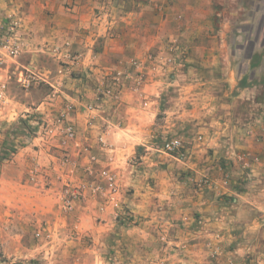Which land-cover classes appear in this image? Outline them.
Instances as JSON below:
<instances>
[{
    "label": "crops",
    "instance_id": "crops-1",
    "mask_svg": "<svg viewBox=\"0 0 264 264\" xmlns=\"http://www.w3.org/2000/svg\"><path fill=\"white\" fill-rule=\"evenodd\" d=\"M212 1L0 0L1 20L17 14L26 42L0 71V81L8 78L10 88L28 70L35 73L32 79H44L50 70L37 65L38 59L52 57L62 65L55 71L54 86L62 96L54 109H63L61 100L74 103L69 120L77 129L76 142L67 147L76 163L71 175L59 162L61 149L39 146V137L4 159L0 264H99L93 258L121 264L108 263L115 256L111 249H121L115 206L88 187L98 180L103 184L104 168L117 175L123 207L140 223L139 239L148 238L150 264H159L163 253L166 264H188L195 255L200 261L201 238L217 234L227 221L241 240L232 257L239 264H264V11L240 24L230 15L215 22ZM239 28L252 43L240 65L234 63L232 37ZM152 58L177 65L172 80L157 67L153 71ZM132 60L151 73L141 89L145 99L127 82L119 99L108 98L103 81L109 73L128 70ZM8 99L0 109L5 121L20 109L40 108L16 100L10 90ZM88 105L96 108L90 111ZM9 137L0 136V149ZM169 137L184 141L188 159L158 149ZM239 152L251 155L248 174ZM224 172L231 178L228 185L222 183ZM205 176L213 183L196 187ZM66 177L72 186L87 184L70 212L59 196Z\"/></svg>",
    "mask_w": 264,
    "mask_h": 264
},
{
    "label": "rangeland",
    "instance_id": "rangeland-1",
    "mask_svg": "<svg viewBox=\"0 0 264 264\" xmlns=\"http://www.w3.org/2000/svg\"><path fill=\"white\" fill-rule=\"evenodd\" d=\"M212 2L215 12L214 13L215 22L222 21L224 17L230 15L231 19L234 18L233 20L236 24L238 23L240 24L243 20L246 19V17L257 16L258 18L261 14V11H264V0H213ZM6 16L7 15H5V17ZM263 29H264V25L262 30ZM246 36H247L246 30H244V28L243 29L239 28L232 35V37L234 38L233 47L236 52V58H235L236 62L234 63H238V65L242 63L244 64L243 58L251 53L252 43L251 42L248 43L246 41ZM261 42H263V40H260L258 43ZM51 58L49 56L47 57L45 56V57H40L38 59L37 65H39L41 68L44 69L46 68L50 70V72H48V75L44 77V79L43 78L41 79V77L33 78L32 79L33 81L31 80L32 82H30L29 86L24 88L21 85L23 82L19 81L20 78L22 80L21 77L22 75L19 74L18 79H13L12 82L10 83V88L8 87V92H7L8 95L10 90L12 96H14L16 100L23 101L32 108H35L36 105H39L38 107L40 108L35 109L33 111L29 110V112L31 111L30 113H27L24 110L20 109L18 110L17 114H15L13 117L10 118L9 121H5V119H0V136L3 137L4 134H6L7 136L10 135V137L6 141H4V143H6V146L3 144L4 145L3 149L2 148L0 149V167H2L1 165L5 158L13 157L15 154L12 155V153H17V151H20L21 147L25 145H30L33 142V139L35 137H38L39 135L38 132L42 133L44 131L45 123L49 122L51 124V122L68 106H72L73 108L72 112L76 108V105L74 103L65 99V101L61 100V103L63 104L62 110L56 111L54 109L55 103L58 100V96H62V92L59 91V88L54 86L55 85L54 77L56 73L55 71L58 69V67H62V65L59 66L57 62H54V60ZM254 58L255 59L253 60V64H258L259 63L258 59L255 56ZM151 60H153L152 63L155 64L153 65L154 66L153 71L155 70L154 68L157 67L159 68V70H161L159 72H161V75L165 79H167L168 81L172 80V74L176 71V68L174 67L177 66V65L176 66L173 65L174 62H169L166 60L157 61L154 58H152ZM145 65L146 64H143L142 67L144 73L143 83L141 88L142 90H143V84L145 83V81H147L148 76L151 74L149 73L150 71L147 70ZM169 65H173V66H169ZM243 68L245 69L246 67L243 65ZM127 69L129 71H134L135 68L131 63L130 66L127 67ZM27 72L29 74H32V76L35 74L29 70ZM62 79L64 81L66 78L63 77ZM33 82L38 83L37 86H34ZM111 83L112 82L108 80L103 93L106 96H108V98L112 100H117L119 99L118 95L120 88L115 87L111 94L105 92L106 88H111ZM127 83L128 86L130 85L131 90L133 92L138 93L143 98L147 95V93L143 92L142 90L140 91L134 90L133 84L130 80ZM93 105L95 106V104ZM23 106L24 105H21V107ZM1 142L2 141H0V144ZM43 143L44 141L41 140L39 146L42 145L44 147L45 145H43ZM45 144L49 145L50 148L54 147L55 149H59V150L61 149V157L59 162H62L66 150L63 149L56 142H52L51 144L50 143H45ZM15 163H17V161H15ZM69 174L71 175L72 173ZM95 179L96 181L98 180V178ZM99 179H101V181L104 183V181L100 176ZM66 180H69V177H66L65 180L63 181L64 183L62 188L64 187ZM228 201L230 200L226 201L227 206L221 208V212L224 214L226 213V211H228L227 209H229L230 207ZM123 211L124 213L121 216L116 215L115 217L122 231V234L118 235L119 237L118 243L121 245V249L119 251H113L114 249H111L112 252L115 253V256L111 258V261L109 260L108 263L121 262V264H150L151 254L149 252V247H148V238L146 239L145 242L139 239L141 236V232L137 228V226L140 224L138 219L134 216L133 212H131L128 208L124 207ZM220 226L221 229L219 228L220 230L217 232V234L215 235L213 234V236H207L201 238L202 239L201 243L204 245L205 254L204 256L199 257L200 261L196 260L198 256L195 255L190 259V261H188V264H239L240 263V261L237 258L232 257V255L230 254V252L237 246L238 239L239 241H241L240 238L235 239L233 237L235 230L228 224V221L222 222ZM161 232H163L162 229ZM116 236L117 235L111 236L112 237L111 241H113V244L117 242L114 240L116 239ZM85 241L87 243H93L88 237L85 238ZM159 241L166 243V240L163 237L160 238ZM191 242L193 243L194 239H190L189 243ZM158 259L160 260L159 264H166L164 253L160 255ZM92 260H98L99 264H103V261H105L104 259L101 258H93Z\"/></svg>",
    "mask_w": 264,
    "mask_h": 264
},
{
    "label": "built area",
    "instance_id": "built-area-1",
    "mask_svg": "<svg viewBox=\"0 0 264 264\" xmlns=\"http://www.w3.org/2000/svg\"><path fill=\"white\" fill-rule=\"evenodd\" d=\"M22 19L17 14H11L7 16V21L0 19V71L3 70L10 60L17 58L26 46L24 39V34L22 33ZM134 71H116L108 74L102 85H107L108 80H110L111 88H106V93H112L114 88H122L126 82L129 80L133 84V89L140 91L143 83V64L139 60H133L131 62ZM32 79V74L26 76L23 74L21 82H23L25 87H28ZM8 78H4L0 81V109H2L8 102ZM96 107L89 105L88 109L92 111ZM72 106H68L63 112H61L52 122L45 123L44 131L42 133L38 132V137L45 143H52L57 140V143L66 150V153L62 160V165L69 167V173L75 172L76 163L70 159L67 147L71 142H76L77 140V129L73 123L69 120V115L72 112ZM104 134L99 136V141L104 145ZM158 149L175 156L180 160L188 159L190 153L185 147L184 141L179 137H169L161 141ZM237 160L242 164L244 174H248V169L250 168V157L251 155L247 152H239L236 154ZM37 171V170H36ZM221 171L223 169L221 168ZM99 175L104 181V183H94L88 187L95 194H101L110 203L115 206V211L117 216H121L124 211L122 200H120L121 188L118 182L116 173L108 168H104L99 171ZM230 176L227 172H224L222 179L223 185H228L230 183ZM213 180L209 177H202L197 183L196 187L203 188L204 186L211 185ZM87 187V184H82L79 186H72L69 180H66L64 187L60 191V199L63 209L70 212L74 208V200L78 198L83 189ZM41 233L38 232L37 236Z\"/></svg>",
    "mask_w": 264,
    "mask_h": 264
}]
</instances>
